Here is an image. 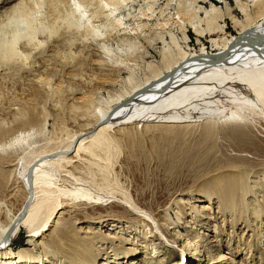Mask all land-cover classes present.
<instances>
[{"label":"rangeland","instance_id":"rangeland-1","mask_svg":"<svg viewBox=\"0 0 264 264\" xmlns=\"http://www.w3.org/2000/svg\"><path fill=\"white\" fill-rule=\"evenodd\" d=\"M214 4L220 8L217 23L205 18V10ZM123 6L117 14L125 17L124 25L133 32L136 44L126 45V51L119 53L117 43L112 42L115 38L102 37L106 44L113 43L116 63L90 50L91 43L79 40L87 32L83 27L84 33H77L81 29L67 32L66 37L78 39L76 45H69L65 38L61 41L56 34L49 38L45 34L43 43L20 63H0V145L23 131L32 134L24 146L32 139L37 145L64 143L69 134L93 121L95 106L109 104L114 94L163 71V52H172L175 58L203 49L215 52L246 24L261 20L260 11L264 12V0H132ZM120 27L108 26L103 32L114 29L116 33ZM86 36L87 41L93 38ZM52 49L57 57L51 55ZM103 81L111 84L102 86ZM73 106L88 112L74 116ZM200 116L193 113V121L185 123L115 128L108 151L99 149L102 158L85 156L67 165L70 171L57 178L58 186L65 189L61 203H68L72 210L64 217H70L77 230L98 228L92 234L98 242L99 264H110V260L113 264H158L162 261L151 255L154 250L164 256L166 262L161 264H170L182 259L179 246L187 252L183 264H264V119H250L241 135L230 124H210L206 115ZM14 147L7 146L6 152L0 147V203H7L6 209L12 212L19 209L26 193L3 164L15 149L22 150ZM135 208L162 225L171 222L174 229L169 232L180 236L175 250L159 238L158 225ZM118 237L121 241L115 245L106 242ZM29 239L23 229L9 247Z\"/></svg>","mask_w":264,"mask_h":264},{"label":"bare ground","instance_id":"bare-ground-1","mask_svg":"<svg viewBox=\"0 0 264 264\" xmlns=\"http://www.w3.org/2000/svg\"><path fill=\"white\" fill-rule=\"evenodd\" d=\"M130 1L132 0H0V63L10 66L20 63L43 43L45 34L49 35L48 38L56 34L60 40L65 38V42L69 41V45H76L78 39L66 37L67 32L72 33L74 29H81V32L75 30L77 33L87 31L86 35H92L90 41H87L86 35L79 40L91 43L90 50L116 63L115 48L112 46L114 42L117 43L115 45L118 46L119 53L126 51V45L131 48V44H136L131 36L133 32L124 25L125 17L117 14ZM241 9L246 11L242 5ZM219 10V6L215 4L206 9V20L217 23ZM260 12L261 20L246 24L238 35L224 40L215 52L203 49L198 53H182L176 58L172 52L169 55L163 52L162 58L166 63L163 71L154 73L142 83L131 85L123 93L114 94L116 98L113 97L109 104L95 106L93 121L69 134L64 143L37 145L32 139L33 142L24 146L27 137L32 135L30 131L19 132L3 142L0 147L5 152L7 146L14 149L17 145L22 149L20 152L18 149L12 150L3 159V164L9 168L10 177L16 176L20 180L26 193L23 203L15 212L6 209L7 203H0V264H99V253L95 251L98 242L92 234L98 233V228L91 225L86 231H81V227L77 230L78 226L70 224V217H64L72 210L68 209V203H61V191L65 189L58 186L57 178L66 175L63 172L67 170V165L79 162L85 156L102 158L99 149L108 151L115 128L123 129V126L148 122H192L193 113H198L201 114L200 118L206 115L210 124H233L234 126L228 127L242 135L246 132L250 119L255 116L264 119V12ZM116 25L121 26L116 33L112 32L114 29L103 32L104 28ZM196 25L197 23L193 24L195 31L203 34ZM218 28L222 29V26L218 25ZM106 36L109 41L114 38L116 41H112V45L108 42L110 46L106 44L107 40L102 39ZM74 47L76 46L73 45ZM54 52L56 51L52 49L51 55ZM132 79L131 76L129 80ZM110 84L108 81L102 82L105 87ZM97 96L94 97L99 102ZM72 110L75 112L74 116L79 117L88 112H82L79 106H73ZM224 199L226 201L225 197ZM225 204L229 206V203ZM135 210L144 219L155 222L161 231L159 238L171 249H176V239H180V236L169 232V229H174L171 222L162 225L145 210ZM23 229L29 233V241L15 248L9 247ZM153 229L157 233L155 230L158 229ZM118 236L123 237L121 234ZM118 241H121L120 237L106 242L115 245ZM193 245L197 247L196 244ZM162 246L166 247L164 244ZM185 250L179 246L182 259L170 264H183L187 256ZM154 251L151 254L153 257L157 255L155 258L160 257L158 261L166 262L159 250ZM103 253L107 255V251ZM109 258L107 255V259ZM109 262L113 264L114 260ZM126 263L130 264L129 261Z\"/></svg>","mask_w":264,"mask_h":264}]
</instances>
